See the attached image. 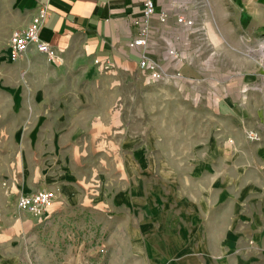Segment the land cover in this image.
Masks as SVG:
<instances>
[{"label": "crops", "instance_id": "0c3cea01", "mask_svg": "<svg viewBox=\"0 0 264 264\" xmlns=\"http://www.w3.org/2000/svg\"><path fill=\"white\" fill-rule=\"evenodd\" d=\"M154 2L147 42L133 46L131 42L140 38L145 26L143 0H21L29 16L11 31L7 46L13 31L28 26L38 7L44 5L49 17L40 35L61 56L78 51L99 68L125 71L141 69L140 61L146 58L159 66L162 77L176 69L175 78L182 81L186 73H195L197 65L193 59H185L180 39L190 38L198 27L179 18L216 20L217 2ZM163 12L168 14L166 20L160 18ZM35 49L34 45L28 50ZM7 53L9 57L8 47ZM253 77L247 73V82L254 81ZM228 81L222 87L220 81L215 83L218 115L241 121L243 108L234 95L245 94L247 99L248 85ZM260 86L264 101V82ZM194 134L186 149L177 136V151L164 156L155 151L166 139L157 129L123 135L117 145L120 160H116L123 182L113 191L106 187L100 171L96 172V189L89 188L85 173L73 160H57L53 168L49 164L40 179L37 171L25 173L22 169L23 183L17 184L21 188L15 193V183L10 184L5 192L7 203L0 204V264H27L30 254L18 245H25L27 234L62 208L94 211L112 220L109 233L115 252L110 262L264 264V156L261 160L242 159L240 144L223 125L210 127L203 138ZM260 152L264 153V146ZM32 175L36 183L29 185ZM42 189L56 192L51 208L41 217L23 213L17 205L18 192Z\"/></svg>", "mask_w": 264, "mask_h": 264}, {"label": "rangeland", "instance_id": "374dc122", "mask_svg": "<svg viewBox=\"0 0 264 264\" xmlns=\"http://www.w3.org/2000/svg\"><path fill=\"white\" fill-rule=\"evenodd\" d=\"M216 2V20L193 22L198 29L191 37H178L185 59L197 65L194 74L186 73L180 81L176 69L153 80L142 69L99 68L78 51L51 62L39 50H28L11 61L7 38L29 12L21 0H0V204L7 203L10 184L15 183V193L21 188L22 169L37 171L40 179L57 160H73L91 189H96L100 171L113 191L123 182L117 145L133 131L157 129L166 139L155 151L164 156L177 151V136L186 149L193 132L203 138L210 127L223 125L240 144L242 159L261 160L264 0ZM247 73L254 81L247 82ZM227 80L248 85L247 99L234 95L243 108L241 121L218 115L215 83L222 87ZM34 183L32 175L27 184ZM112 223L94 211L62 208L18 247L30 254L27 264H119L109 261L115 252Z\"/></svg>", "mask_w": 264, "mask_h": 264}, {"label": "built area", "instance_id": "2783aa9c", "mask_svg": "<svg viewBox=\"0 0 264 264\" xmlns=\"http://www.w3.org/2000/svg\"><path fill=\"white\" fill-rule=\"evenodd\" d=\"M156 5L154 0H143V19L145 26L141 31V36L131 45H144L146 44L149 29L147 23L150 18L155 14ZM49 17L48 8L44 5L38 7V12L33 17L28 26L22 29L14 30L9 43L8 52L11 61H17L21 59L24 52H26L31 46H36L37 49L47 56V59L51 62L59 61L60 54L56 48L49 42L42 39L40 35V28L42 24ZM168 14L163 12L160 14L162 20H166ZM180 22H185L191 25V20H184L179 18ZM174 53V51H172ZM140 68L144 71H148L153 80H158L162 77V72L159 66L146 58L141 59ZM56 198V192L53 189H42L34 192L21 193L17 197L18 208L24 213L27 212L31 215L41 217L51 208ZM102 252H105V248H101Z\"/></svg>", "mask_w": 264, "mask_h": 264}]
</instances>
